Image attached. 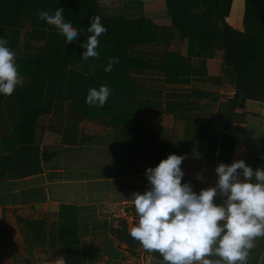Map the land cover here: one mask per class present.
I'll return each instance as SVG.
<instances>
[{"label": "crops", "instance_id": "0c3cea01", "mask_svg": "<svg viewBox=\"0 0 264 264\" xmlns=\"http://www.w3.org/2000/svg\"><path fill=\"white\" fill-rule=\"evenodd\" d=\"M8 1L16 6H0V39L6 40L7 47L15 53L22 83L11 96L3 95L0 99V156L12 153L18 145L56 154L47 162L39 161V174L24 179L40 181L36 188L39 199L44 197L43 200L16 199L18 203H12L13 197L9 196L8 202L0 205V264H165L158 252H148L142 246L128 252L109 233L112 221L117 225V221L123 220L130 234L137 222L131 195L143 194L150 185L145 177L146 169H121L117 165L118 152L108 146L113 133L127 125H119L117 119L136 115L137 119L130 124L142 121L148 131L155 130V144L162 141L167 150L166 159L172 154L186 157L181 164L183 179L208 188L215 186L218 179L215 168L223 161L225 134H218L209 147L212 166L200 165L196 145L199 125L217 116L222 104L234 95L235 69L222 46V29L224 22L236 26L235 17L219 18L212 48H203L196 41L192 55L187 57L182 54L178 26L155 22L151 29L141 30L133 23L145 15H157L163 0H94L100 18L132 23L115 24L118 30L130 34V40L153 38L128 44L124 57L129 82L117 84L98 82L92 77L96 59H81L86 50L81 47L83 43L77 40L65 43V37L55 26L38 18L39 11L54 14L57 8H63L65 19V0ZM200 12V8L190 10L191 15ZM215 52L220 54L218 73L209 74L207 61ZM41 54L43 68L55 69L58 76L53 77L64 78L43 85L38 83L33 93L24 96L26 123L20 126L23 105L16 97L28 90L31 66ZM101 85L108 86L110 95L104 105H99L97 118H85L81 111L73 109L81 97L87 96L88 89H99ZM246 114L252 118L246 119ZM97 130L108 133L96 138ZM231 130L227 147L230 157L225 164L242 159L253 170L264 168V91L261 101L246 100L242 108H234ZM246 135L251 137L247 142ZM106 147L110 150L107 166L97 160L103 157ZM59 149L77 152H59ZM155 152H150L152 159ZM156 166L151 160L143 167ZM122 194L125 195L121 197ZM214 202L220 204L222 198L217 196ZM61 203L75 206L77 241L69 250L60 246L57 239ZM26 220L40 221L42 228L28 230L24 225ZM257 244L251 251L249 264H264L261 260L264 239H258Z\"/></svg>", "mask_w": 264, "mask_h": 264}, {"label": "trees", "instance_id": "16d2710c", "mask_svg": "<svg viewBox=\"0 0 264 264\" xmlns=\"http://www.w3.org/2000/svg\"><path fill=\"white\" fill-rule=\"evenodd\" d=\"M0 6H16L8 0H0ZM200 8L198 15H191L190 10ZM97 16L94 0H65V21L71 22L77 29L79 36L77 41L84 43L86 38L91 35L87 32L90 24V17ZM235 17L236 26H231L224 22L222 29V46L227 50L228 60L231 61L235 69L234 95L221 106L220 113L213 117L207 123H201L198 131V141L196 153L199 163L202 166H212L213 154L208 152L211 144L214 143L218 134H225V145L222 163H226L230 157L229 149L232 137L231 114L234 108H242L246 100L261 101L264 91V0H163L161 10L155 16L145 15L140 20L133 22L140 26L141 30L151 29L155 22L178 26L182 38V54L190 57L193 53L196 41L201 43V47L210 49L219 18L231 19ZM102 25L107 29V33L101 35L97 51L99 58L96 59L94 71L90 73L98 82H114L117 84H128L127 75L128 63L124 57L125 50L129 43L145 42L153 38H133L130 40V34L116 28L119 20L112 18H101ZM132 23L120 24L130 26ZM45 55V54H44ZM47 55V54H46ZM40 55L34 66H31L33 72L30 76V86L23 94H17L16 99L20 100L22 107L21 125L26 123V105L24 96L33 93V89L38 83L43 85L46 81L58 82L64 77L56 78L57 70H46L43 68V58ZM110 57H118L119 63L115 64L110 73H106L104 68L107 66ZM220 63V54L215 52L211 60L207 61V71L209 74L218 73ZM216 66V68H215ZM216 69V70H214ZM50 73H53L50 74ZM55 74L56 77H53ZM30 89V91H29ZM0 94V99L2 98ZM87 96L80 98L79 104L73 106V109L83 113L85 118H97L99 104H86ZM252 118L246 114V119ZM136 115H128L117 119L119 125H124L136 120ZM112 119H110L111 123ZM115 121V119H114ZM145 127L146 123L139 121ZM113 125V124H112ZM83 130V127H82ZM160 132V129L157 127ZM108 131L97 130L96 138ZM254 136V135H253ZM251 137L244 136L247 142ZM151 139V150H155L153 162L159 164L165 158L166 147L162 141L155 144V139ZM159 139V138H158ZM209 144V145H208ZM208 145V146H207ZM16 150L6 156H0V180H24L41 172L39 161L47 162L56 153L47 152L37 147L18 145ZM59 152H77L72 149H59ZM163 151V157H161ZM207 152V153H206ZM40 159V160H39ZM28 180V179H27ZM255 180L253 179V182ZM182 184L190 183L195 193L199 194L202 189H207L199 185L196 181L182 179ZM39 193V192H38ZM1 194V193H0ZM9 199V196H0V205ZM40 197L38 200H43ZM12 203H18L16 200ZM42 222L26 220L24 225L29 230L42 228ZM110 235L119 243L123 244L128 252H134L140 247L138 241L131 238L126 231V225L123 220L117 221V225L110 224ZM57 239L58 244L69 249L76 246L77 226L75 217V206L61 203L58 206L57 214Z\"/></svg>", "mask_w": 264, "mask_h": 264}, {"label": "clouds", "instance_id": "9594fccd", "mask_svg": "<svg viewBox=\"0 0 264 264\" xmlns=\"http://www.w3.org/2000/svg\"><path fill=\"white\" fill-rule=\"evenodd\" d=\"M37 16L55 26L65 43L78 39L80 33L65 21L63 8L54 14L39 11ZM87 32L91 35L81 44L86 49L81 56L84 61L99 58L98 38L107 29L99 16H93ZM118 63V57H110L104 71L110 73ZM20 83L15 53L0 39V94L11 96ZM109 95L107 85L90 88L85 103L102 106ZM185 158L172 154L146 169L150 188L131 195L137 215L131 238L144 250L158 252L165 264H249L258 239H264V168L253 170L242 159L230 165L219 163L215 186L197 194L190 183H181ZM217 196L222 198L220 204L214 202ZM213 256L218 259L207 258Z\"/></svg>", "mask_w": 264, "mask_h": 264}, {"label": "rangeland", "instance_id": "374dc122", "mask_svg": "<svg viewBox=\"0 0 264 264\" xmlns=\"http://www.w3.org/2000/svg\"><path fill=\"white\" fill-rule=\"evenodd\" d=\"M145 127L138 122L128 124L119 131H116L112 135L111 145L109 148H113L118 152L117 161L120 160L117 165L122 167L121 169L133 167L143 171L148 167H143L150 164L151 158V139L157 137L155 130L149 129L143 132ZM106 147L102 153V158L97 157L100 163H104L107 166L110 160V150ZM108 149V150H107ZM39 180L32 178L30 180H0V193H4L5 196H12L13 200H23L26 202L39 199L40 193L36 185L39 184ZM16 191V192H13ZM16 195H18L16 197ZM125 194H122L123 197ZM100 209H103L100 207Z\"/></svg>", "mask_w": 264, "mask_h": 264}]
</instances>
